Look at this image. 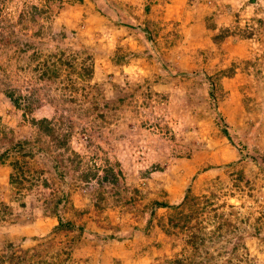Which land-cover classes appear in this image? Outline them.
<instances>
[{"label":"rangeland","instance_id":"rangeland-1","mask_svg":"<svg viewBox=\"0 0 264 264\" xmlns=\"http://www.w3.org/2000/svg\"><path fill=\"white\" fill-rule=\"evenodd\" d=\"M19 12H35L37 23L18 25ZM211 14L217 27L237 26L235 33L214 44L204 26ZM1 33L29 38L34 47L17 55L6 38L0 45V107L8 90L37 118L60 119L70 135L66 149H47L35 141L28 116L4 107L0 141H29L33 156L24 157L25 166L37 179L24 180L31 183L25 195L10 194L8 162L22 159L10 153L0 165V251L11 241L12 249L43 248L42 256L56 252L59 259L69 251L67 264H169L191 253L188 229L164 233L169 210L150 213V203H177L189 187L210 195L211 208L222 213L211 220L214 210L205 209L204 230L224 223L200 254L219 263L241 234L252 264H264V0H0ZM57 50L88 55L91 79L71 88L64 69L53 81L38 79L29 55L42 60ZM212 105L229 139L215 127ZM243 132L254 142H244ZM62 194L57 213L82 226L74 242L75 231L51 234L56 220L48 208ZM115 231L117 241L108 239Z\"/></svg>","mask_w":264,"mask_h":264},{"label":"trees","instance_id":"trees-1","mask_svg":"<svg viewBox=\"0 0 264 264\" xmlns=\"http://www.w3.org/2000/svg\"><path fill=\"white\" fill-rule=\"evenodd\" d=\"M33 10H37L35 6L31 7ZM144 11H147V5H144ZM35 12H19L18 18H17V24L21 26H25L28 23H37L35 19ZM206 25L204 20V26L209 32L211 33V41L214 42V44L220 42L222 39H224L226 36H229L231 34L235 33V30L238 28L237 26H234L233 28H229L227 26H221L217 27V24L213 23V17L212 14L206 17ZM1 24V28L10 29V25ZM20 30V29H19ZM238 31V32H237ZM237 33L242 34L241 30H237ZM21 32V30H20ZM33 36L39 37L41 34L40 31V25L37 26V29L33 30ZM249 34H245V37ZM0 45L5 44V38H6V44L7 43H13L14 46L17 47V55L21 52H24V49L28 47H34L33 40H27L29 38H22L20 39L17 35H15V39L11 40L8 35L4 36L3 33L0 35ZM20 41V44L23 45L24 48L19 47L18 43ZM39 54L37 52H33L29 55V60L34 61L35 63L32 66L31 70L35 73V76L38 79H50L54 80L55 78L59 77V75L62 73V70L64 69L66 74H64L67 79L70 82V87L74 86L75 80H90L92 76V62L90 60V57L86 55V58L82 57L81 53H78V55H66L63 51L57 50L55 53L50 54L49 56L45 57V59L39 60ZM230 72L233 71V68H228ZM226 73V72H225ZM226 75V74H225ZM73 76L75 79H72ZM209 78V77H208ZM212 80L209 81L210 84ZM209 101L212 103L214 101V95L211 94V91L208 92ZM21 97V96H20ZM18 96H13V93L10 91H6L3 93V98L5 100L2 107H0V117L4 114L2 113L4 110V107H6V113L7 110H9L11 107L15 108V111H18L20 113L21 117H26L27 121L30 122V124L36 128L37 136H35V141L38 143L44 144L46 148H62L66 146V138L70 135L69 133H66L65 131L61 132V122L60 119L57 120H51L50 118L46 117H40L37 118L32 114L33 108L30 106V104H21L18 99L20 98ZM6 103L8 105H6ZM213 109L215 110V105H212ZM216 111V110H215ZM9 112V111H8ZM8 114V113H7ZM6 114V115H7ZM222 116L220 115V112H215V118H214V125L215 127L229 139L227 130L222 125ZM248 132L242 133V140L244 142L252 141L249 136H247ZM3 137H5L4 133H2ZM2 137V139H3ZM47 142V143H46ZM29 144L28 140H20V141H12L11 136L6 139V143L0 141V165L5 163L6 158L8 157L10 153L18 154L19 158H21V162L18 160V158H13L11 161L8 162V166L10 167V171L7 176V185L9 189V193L13 194V192L18 191L21 195H25V193L30 189L31 183L24 185V180H28V182H36V176H34L32 173H30L27 170V167L25 166L27 164V161L24 160V157H32L33 154L31 152V148L25 149V146ZM29 146V145H28ZM255 150L259 151V149L255 146ZM75 153L72 154L73 157H75ZM59 158L57 160L59 162H62V159L60 157H63V152L61 151L58 153ZM71 160V158H70ZM232 165L234 162H230ZM154 170H157V166H153ZM106 175L104 174L103 178L106 179L108 177L107 170ZM95 173H90L91 176H93ZM242 175V171H238V177ZM87 174H82L81 178L84 180L88 179ZM42 184L46 185L45 181L42 180ZM65 194H62V196H59L55 198L52 202V206L48 208L47 216L53 217L56 220V223L51 228V234H58L61 232H71L75 231L72 236H70V240L74 242L77 238H79L82 234V226L81 225H75L72 220H63L61 215L57 213L56 207L57 204H62V199H64ZM101 196H98L97 199H100ZM64 204V203H63ZM47 206V204H45ZM65 205V204H64ZM150 205L153 206L152 209H150V213H154L155 208H166L169 210L168 214L165 217V223L161 224L162 231L164 233H169V228H177V229H188V234L185 239L186 244L190 247L191 253L189 255H178L172 259L167 260L169 264H252L253 260L247 253V249L245 244L242 241V235H234L233 240L234 242H231L230 245H227V247H224L222 249V252L224 253V257L222 260L217 263L215 259V255L212 253H207L205 250V253L200 254L199 250L200 247L204 245L205 240L211 239V235H214V237H220L222 232L220 231L223 227L224 223L223 220L218 221L217 225L213 228H210V230L207 232L204 230L205 224L208 223L207 221L201 220L199 218V215L205 211V209H213V214L209 217L211 220H214L222 215V213H216L215 208H211L212 206V200L210 195L205 196L203 194L201 195H195L192 194L189 187L186 188L184 191L182 198L177 203H169L167 201H158V200H152ZM6 212H9L10 207L7 205H4ZM3 211H1L0 214H2ZM44 215H46L45 209H43L42 212ZM80 215L81 212H78ZM2 216V215H1ZM0 216V217H1ZM237 227H235L236 229ZM227 229V228H226ZM227 231V230H226ZM106 237V236H104ZM118 234L117 232H112L107 235L108 239H112L117 241ZM32 239L35 240V235H32ZM229 241V240H228ZM42 245L44 248H48L46 246V243L39 242L37 246ZM13 243L11 241H8L6 243V248H3L0 251V264L4 263V260L7 264H67V260L69 257V251H63L66 256L63 259L58 258L59 253H45L43 256L41 255V250L43 248H36V247H28V248H20L17 247L16 249H12ZM221 252V253H222ZM218 256H220L219 252H216ZM38 256V258L33 262H30V260L34 257ZM115 260H112V264L115 263ZM72 264H75L72 262Z\"/></svg>","mask_w":264,"mask_h":264}]
</instances>
